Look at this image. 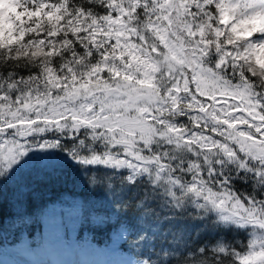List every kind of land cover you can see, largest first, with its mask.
<instances>
[{
  "label": "snow or ice",
  "instance_id": "1",
  "mask_svg": "<svg viewBox=\"0 0 264 264\" xmlns=\"http://www.w3.org/2000/svg\"><path fill=\"white\" fill-rule=\"evenodd\" d=\"M26 171L102 192L122 264H264V0H0V222Z\"/></svg>",
  "mask_w": 264,
  "mask_h": 264
},
{
  "label": "trees",
  "instance_id": "2",
  "mask_svg": "<svg viewBox=\"0 0 264 264\" xmlns=\"http://www.w3.org/2000/svg\"><path fill=\"white\" fill-rule=\"evenodd\" d=\"M12 190H17L15 197ZM29 192L30 198L19 194ZM4 201L0 251L18 245L36 249L54 238L65 245L80 244L103 251L114 248L135 259V254L122 246L117 216L103 193L89 190L74 171L52 180H44L37 171H26L5 185Z\"/></svg>",
  "mask_w": 264,
  "mask_h": 264
},
{
  "label": "rangeland",
  "instance_id": "3",
  "mask_svg": "<svg viewBox=\"0 0 264 264\" xmlns=\"http://www.w3.org/2000/svg\"><path fill=\"white\" fill-rule=\"evenodd\" d=\"M130 258L114 250L102 251L80 244L47 240L36 250L19 247L0 252V264H122Z\"/></svg>",
  "mask_w": 264,
  "mask_h": 264
}]
</instances>
